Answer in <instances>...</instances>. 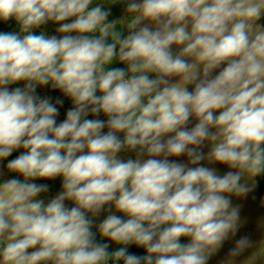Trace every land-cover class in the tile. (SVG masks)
<instances>
[{
  "label": "clouds",
  "instance_id": "clouds-1",
  "mask_svg": "<svg viewBox=\"0 0 264 264\" xmlns=\"http://www.w3.org/2000/svg\"><path fill=\"white\" fill-rule=\"evenodd\" d=\"M9 20L0 264H209L264 176V0H0ZM58 177L50 198L35 182ZM242 264H264V239Z\"/></svg>",
  "mask_w": 264,
  "mask_h": 264
},
{
  "label": "rangeland",
  "instance_id": "rangeland-1",
  "mask_svg": "<svg viewBox=\"0 0 264 264\" xmlns=\"http://www.w3.org/2000/svg\"><path fill=\"white\" fill-rule=\"evenodd\" d=\"M122 6L121 5H116L112 8V15L114 18H118L122 14ZM261 23H264V20L261 21ZM57 25L54 23H49L46 26H44V29L46 30L47 34L52 35L56 34L55 29ZM17 30L15 21L13 24V31ZM37 34H39V30H37ZM154 75V74H153ZM20 85H12L11 87H16ZM191 87V86H190ZM40 95H46V88L43 89H38ZM65 118V112H60L59 120H62ZM105 118V117H102ZM107 131V129H105ZM207 148H205V152H207ZM23 151L18 150L16 151L17 153ZM132 153H121L120 156L123 159H127L129 156H132ZM173 159H178L180 161H186V156H181L179 158H173ZM206 163V162H205ZM4 161H0V171L4 173L2 177H0V182L2 180L9 178V173L4 167ZM213 167H216L219 169L220 173L222 174L223 172L227 171L228 169L223 166V165H210ZM56 193L54 192H49L46 194L48 198L54 196ZM264 198V196H261L257 190V186L255 190L250 193L246 198H236L233 197V204L234 205H239L240 206V216L242 220V225L240 227L239 232L237 233V236L233 239H230L224 243V246L222 249L219 250V252L215 255L212 256V258L209 260V264H221V262L226 258L229 250L234 246L235 244V239H238L240 236L247 235L251 241L253 242V247L246 250L242 255L236 258V264H242L246 258H248L254 251H256V245L264 239V227H262V222H264V205H262L261 200ZM69 203L71 206L70 202ZM114 210V209H113ZM118 215H122L121 213H117ZM106 213H102L101 216L98 218V221L100 219H103L105 217ZM182 242H187L186 240L183 239ZM113 247H119L118 245L113 244ZM134 248L137 249L135 245H132L130 247V250ZM144 254V250H143Z\"/></svg>",
  "mask_w": 264,
  "mask_h": 264
},
{
  "label": "trees",
  "instance_id": "trees-1",
  "mask_svg": "<svg viewBox=\"0 0 264 264\" xmlns=\"http://www.w3.org/2000/svg\"><path fill=\"white\" fill-rule=\"evenodd\" d=\"M109 19L111 20V19H115V18L112 15L111 17H109ZM13 24H14V20H9L7 23L0 21V31H13ZM111 66L112 67H124V65L119 64V63H113V65H111ZM46 95L56 96V95H59V93L58 92H49V90L46 88ZM70 104H71V102L69 100L65 99V104H64V107L61 108V112H65V109L68 108L70 106ZM102 117H103V115H102ZM89 118H92V117H89ZM16 155H19V152L18 153L14 152L12 154V156L9 157L8 159H12ZM6 163H7V160H4V165H6ZM9 175H14V174L9 173ZM256 181H257V190H258L259 194L261 196H264V176L257 177ZM35 182H37V183H48L50 185V191L54 192V193H57V191H59L60 187H61V178H59V177L56 178L55 180H37ZM182 241H183V238H182ZM113 248H115V247H113ZM131 251L137 252L138 254H143L142 248H137V249L132 248Z\"/></svg>",
  "mask_w": 264,
  "mask_h": 264
}]
</instances>
